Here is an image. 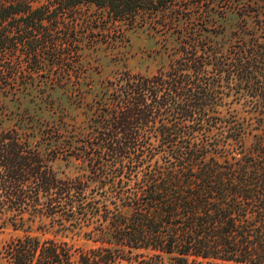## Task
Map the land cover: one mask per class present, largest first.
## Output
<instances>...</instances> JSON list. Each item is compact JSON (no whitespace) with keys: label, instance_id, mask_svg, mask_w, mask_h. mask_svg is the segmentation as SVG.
<instances>
[{"label":"trees","instance_id":"16d2710c","mask_svg":"<svg viewBox=\"0 0 264 264\" xmlns=\"http://www.w3.org/2000/svg\"><path fill=\"white\" fill-rule=\"evenodd\" d=\"M179 1L0 0V89L68 66L85 7L135 26ZM245 13L226 51L190 34L166 69L108 80L92 130L60 148L84 174L59 177L57 150L0 126V220L21 232L0 264H264V0Z\"/></svg>","mask_w":264,"mask_h":264},{"label":"rangeland","instance_id":"374dc122","mask_svg":"<svg viewBox=\"0 0 264 264\" xmlns=\"http://www.w3.org/2000/svg\"><path fill=\"white\" fill-rule=\"evenodd\" d=\"M246 7L259 9L260 0H180L164 16L135 26L111 22L95 7H85L78 54L66 61L69 67L45 63L38 74L0 89V126L19 129L44 155L57 150L52 167L59 177L84 174V165L60 148L65 140L74 143L92 130L106 82L127 70L151 76L166 69L190 34L201 33L228 50L245 38L244 26H254V15H246ZM23 67L27 69L26 64ZM231 111L248 116L238 104ZM46 133L52 136L50 141L44 140ZM245 142L249 146L253 137L246 136ZM34 232L39 233L35 228ZM20 233L0 220V251ZM57 236L75 245H90L79 235Z\"/></svg>","mask_w":264,"mask_h":264}]
</instances>
